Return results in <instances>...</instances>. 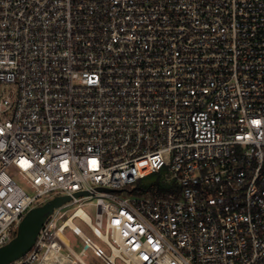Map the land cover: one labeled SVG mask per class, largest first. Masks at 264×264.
Instances as JSON below:
<instances>
[{
    "label": "built area",
    "instance_id": "obj_1",
    "mask_svg": "<svg viewBox=\"0 0 264 264\" xmlns=\"http://www.w3.org/2000/svg\"><path fill=\"white\" fill-rule=\"evenodd\" d=\"M57 195L9 264H264V0H0V246Z\"/></svg>",
    "mask_w": 264,
    "mask_h": 264
},
{
    "label": "water",
    "instance_id": "obj_2",
    "mask_svg": "<svg viewBox=\"0 0 264 264\" xmlns=\"http://www.w3.org/2000/svg\"><path fill=\"white\" fill-rule=\"evenodd\" d=\"M83 192H76L79 196ZM70 196L57 195L31 208L20 221L15 236L0 246V264H9L24 255L34 244L39 229L53 209L68 201Z\"/></svg>",
    "mask_w": 264,
    "mask_h": 264
},
{
    "label": "rangeland",
    "instance_id": "obj_3",
    "mask_svg": "<svg viewBox=\"0 0 264 264\" xmlns=\"http://www.w3.org/2000/svg\"><path fill=\"white\" fill-rule=\"evenodd\" d=\"M150 176L145 177L144 181H148L150 180ZM14 180L16 181V183L28 194H31L30 189L28 188V185L25 184V182L19 178V177H15ZM78 225L84 230V226H82L80 223H78ZM87 232V231H86ZM65 236L68 238L70 244L72 246H75L77 249H79L81 247V243L80 240L78 239V237L76 235H74L70 230H66L64 232ZM85 261L88 264H104L100 259H98L97 257H95L90 250L86 251V257H85Z\"/></svg>",
    "mask_w": 264,
    "mask_h": 264
},
{
    "label": "trees",
    "instance_id": "obj_4",
    "mask_svg": "<svg viewBox=\"0 0 264 264\" xmlns=\"http://www.w3.org/2000/svg\"><path fill=\"white\" fill-rule=\"evenodd\" d=\"M151 177L147 182L144 181V178L139 182L140 189H148L152 192L165 193L167 190V185L161 182V171L157 173H152L148 175ZM158 187V188H157Z\"/></svg>",
    "mask_w": 264,
    "mask_h": 264
},
{
    "label": "bare ground",
    "instance_id": "obj_5",
    "mask_svg": "<svg viewBox=\"0 0 264 264\" xmlns=\"http://www.w3.org/2000/svg\"><path fill=\"white\" fill-rule=\"evenodd\" d=\"M66 220H67V219H66ZM66 222L69 223V224H71V225H74V224L72 223L71 219H68ZM56 235H57L58 237H60L61 239H64V236L61 234V231H60L59 229L56 231Z\"/></svg>",
    "mask_w": 264,
    "mask_h": 264
}]
</instances>
